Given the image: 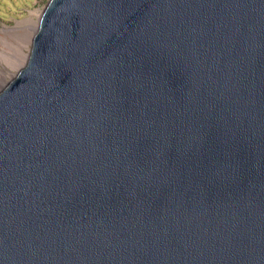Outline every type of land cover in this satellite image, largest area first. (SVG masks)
<instances>
[{
  "label": "water",
  "instance_id": "1",
  "mask_svg": "<svg viewBox=\"0 0 264 264\" xmlns=\"http://www.w3.org/2000/svg\"><path fill=\"white\" fill-rule=\"evenodd\" d=\"M0 264H264V0H47L0 88Z\"/></svg>",
  "mask_w": 264,
  "mask_h": 264
},
{
  "label": "rangeland",
  "instance_id": "2",
  "mask_svg": "<svg viewBox=\"0 0 264 264\" xmlns=\"http://www.w3.org/2000/svg\"><path fill=\"white\" fill-rule=\"evenodd\" d=\"M46 1L0 0V29L11 31L0 32V35L6 37L14 44L17 42L26 44L28 47H23L22 51L27 54L34 32L33 28ZM2 45L0 41V47ZM0 69L4 72V78L8 81L11 78V74H15L19 68L7 66L4 62L0 61Z\"/></svg>",
  "mask_w": 264,
  "mask_h": 264
},
{
  "label": "bare ground",
  "instance_id": "3",
  "mask_svg": "<svg viewBox=\"0 0 264 264\" xmlns=\"http://www.w3.org/2000/svg\"><path fill=\"white\" fill-rule=\"evenodd\" d=\"M35 30V27L33 28ZM8 29H0V32H9ZM11 32V31H10ZM3 34V33H2ZM9 38V37H8ZM0 41L2 42V47H0V61L4 62L7 66L20 68L26 58V53L22 51L23 47H28L21 42L14 44L9 41L6 37L0 35ZM4 70V69H3ZM14 74H11V77ZM4 78V72L0 69V84L3 86L6 83Z\"/></svg>",
  "mask_w": 264,
  "mask_h": 264
}]
</instances>
